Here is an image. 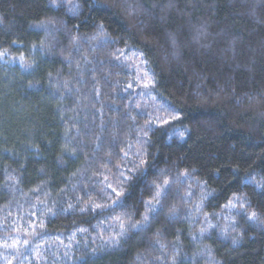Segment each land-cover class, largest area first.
<instances>
[{"label": "trees", "instance_id": "obj_1", "mask_svg": "<svg viewBox=\"0 0 264 264\" xmlns=\"http://www.w3.org/2000/svg\"><path fill=\"white\" fill-rule=\"evenodd\" d=\"M261 182L264 0H0V264H264Z\"/></svg>", "mask_w": 264, "mask_h": 264}, {"label": "snow or ice", "instance_id": "obj_2", "mask_svg": "<svg viewBox=\"0 0 264 264\" xmlns=\"http://www.w3.org/2000/svg\"><path fill=\"white\" fill-rule=\"evenodd\" d=\"M99 7H104V6H99ZM97 27L99 28V30L102 31L104 25H103V23H101ZM118 52L120 53V55H123V50H118ZM139 56H140V63L146 64L147 61L143 59V53H140ZM140 79L142 81L141 86L144 89H151V88L155 87V82H154L152 75L150 73L145 72L144 75L142 77H140ZM129 87H131V84L129 85ZM176 118L177 117H173V119H176ZM165 123H167V121H165ZM151 130L152 129H151V122H150L149 125L147 126V131H151ZM147 131L144 132L145 136L147 135ZM179 135L181 137H183L184 133H180ZM146 165H147V162L144 160H141V166H145V167H141L138 169L140 171L141 175H143L146 172V170H147ZM162 171L163 170H161V172ZM193 171H195V170L193 169ZM189 175H190V173H188L187 171H185L184 173L181 174V176L184 178H187ZM127 179L128 178L125 177V180H127ZM107 187L111 188L112 186L109 184V185H107ZM154 187H155V192H154L153 198L151 200H147L144 202V206L147 210V214L144 215V217L141 221H137L135 223H130V224L121 223V231H120V233H118V235L120 237H125L129 229H134L136 231L144 230V228L146 227V225L150 219L149 214H155L161 210V208L163 206V201L168 196V192H169V189L171 187V182L169 180H164L162 184H155ZM257 187H264V182L258 183ZM112 191L115 192L117 200L113 201V204L111 205V207L123 206V200L121 199V197L124 195V193L117 191L115 188H113ZM185 195L191 196L192 195L191 190L189 189V191H187L185 193ZM204 198H206V197H202L201 202L197 203L195 205L197 212H199L201 210L202 201ZM246 203H247V201L242 196L237 195L236 193H233L232 197L229 198L228 203L225 204L223 207L229 208V209H235L237 207V204H239L240 210L245 211V214L247 215L248 220H250V221L258 220L260 217L256 211H252L250 213L246 212V210H245ZM100 207H101L100 205L95 206V208H100ZM72 208H73V206L69 205V208L65 209L64 211H70V210H72ZM86 210H87L86 208L80 209L81 212H84ZM93 210H95V209H93ZM174 213H175V207L170 209V214H174ZM207 219H208V217L205 216V220H207ZM214 227H216V226L212 225V224H208L206 228H201L200 232H201V234H203L207 231L208 228H214ZM226 228H227V226H226ZM157 235H159V233H157ZM114 242H118V241H114ZM236 242H237L236 239L233 238V243L235 244ZM157 243H158V241H157ZM161 247L163 248L164 246L161 245ZM9 264H11V262H9ZM172 264H177L175 256L172 259Z\"/></svg>", "mask_w": 264, "mask_h": 264}]
</instances>
